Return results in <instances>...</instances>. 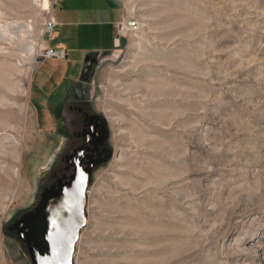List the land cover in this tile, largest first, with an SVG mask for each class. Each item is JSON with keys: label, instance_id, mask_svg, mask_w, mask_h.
<instances>
[{"label": "rangeland", "instance_id": "rangeland-1", "mask_svg": "<svg viewBox=\"0 0 264 264\" xmlns=\"http://www.w3.org/2000/svg\"><path fill=\"white\" fill-rule=\"evenodd\" d=\"M40 1L0 0V264H32L13 218L62 168L71 105L29 89L56 3ZM123 2L139 26L99 55L84 105L113 156L74 264H264V0Z\"/></svg>", "mask_w": 264, "mask_h": 264}, {"label": "crops", "instance_id": "crops-1", "mask_svg": "<svg viewBox=\"0 0 264 264\" xmlns=\"http://www.w3.org/2000/svg\"><path fill=\"white\" fill-rule=\"evenodd\" d=\"M125 8L123 0H56L51 14L56 27L46 48L63 51L65 57L41 62L29 88L35 105L41 107L51 99L62 103L80 77L88 55L121 49L126 37L117 38L115 23L129 19ZM58 27L71 31L67 40L54 47L52 42L61 36ZM75 29L78 31H72Z\"/></svg>", "mask_w": 264, "mask_h": 264}, {"label": "water", "instance_id": "water-1", "mask_svg": "<svg viewBox=\"0 0 264 264\" xmlns=\"http://www.w3.org/2000/svg\"><path fill=\"white\" fill-rule=\"evenodd\" d=\"M89 63L91 82L99 65V55L86 57L80 80ZM77 85L86 87L90 94V84ZM90 184V172L77 173L70 183H59L58 189L45 190L38 207L15 222L11 230L26 245L32 264H74L80 234L87 224Z\"/></svg>", "mask_w": 264, "mask_h": 264}, {"label": "flooded vegetation", "instance_id": "flooded-vegetation-1", "mask_svg": "<svg viewBox=\"0 0 264 264\" xmlns=\"http://www.w3.org/2000/svg\"><path fill=\"white\" fill-rule=\"evenodd\" d=\"M89 65L90 63L84 68L82 80L77 81L66 96V100L71 106L69 109V119H64L62 127L64 134L63 146L60 149V152H63L60 158L62 168L59 174H53L54 183L45 188L43 192L52 187L58 189L59 183H70L72 177L80 172H90L92 182L93 174L100 167L107 164L113 156V151L109 144V131L105 118L99 114L91 113L85 108L84 105L90 102V94L88 95L86 87L77 85H91L89 81ZM43 192L34 209L24 212L18 218L17 216L13 218L14 222L12 227L25 213L32 212L38 207ZM13 232L15 233V231Z\"/></svg>", "mask_w": 264, "mask_h": 264}, {"label": "built area", "instance_id": "built-area-1", "mask_svg": "<svg viewBox=\"0 0 264 264\" xmlns=\"http://www.w3.org/2000/svg\"><path fill=\"white\" fill-rule=\"evenodd\" d=\"M138 26L139 24L135 19H128L126 21L122 20L116 22L115 31L117 38L129 37L137 31ZM55 27V23L50 20L46 25L45 34H48L49 36L52 35L55 30ZM42 52L44 53L43 57L47 59L65 57V53L63 51L48 49L46 47L42 50Z\"/></svg>", "mask_w": 264, "mask_h": 264}, {"label": "bare ground", "instance_id": "bare-ground-1", "mask_svg": "<svg viewBox=\"0 0 264 264\" xmlns=\"http://www.w3.org/2000/svg\"><path fill=\"white\" fill-rule=\"evenodd\" d=\"M35 1H40V0H35ZM37 2V3H38ZM41 2V1H40ZM42 6H43V9H44V11H50L51 10V4H50V2H49V0H42ZM0 27H1V25H0ZM28 29L30 28V27H27ZM28 29H26V30H28ZM4 31V30H3ZM28 32V31H27ZM5 36H7L6 34H5ZM9 36V35H8ZM7 36V37H8ZM24 38V37H23ZM29 47H31L32 48V51H33V49H34V45H30ZM44 47V46H43ZM30 52V51H29Z\"/></svg>", "mask_w": 264, "mask_h": 264}]
</instances>
